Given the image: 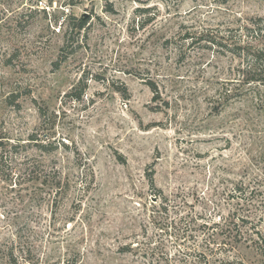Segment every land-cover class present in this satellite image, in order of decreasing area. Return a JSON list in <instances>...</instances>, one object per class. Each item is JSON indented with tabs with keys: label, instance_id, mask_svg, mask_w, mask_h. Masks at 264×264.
Wrapping results in <instances>:
<instances>
[{
	"label": "rangeland",
	"instance_id": "374dc122",
	"mask_svg": "<svg viewBox=\"0 0 264 264\" xmlns=\"http://www.w3.org/2000/svg\"><path fill=\"white\" fill-rule=\"evenodd\" d=\"M254 48L264 0H0V264H264Z\"/></svg>",
	"mask_w": 264,
	"mask_h": 264
},
{
	"label": "trees",
	"instance_id": "16d2710c",
	"mask_svg": "<svg viewBox=\"0 0 264 264\" xmlns=\"http://www.w3.org/2000/svg\"><path fill=\"white\" fill-rule=\"evenodd\" d=\"M79 26L78 28L83 26L82 21L78 22ZM248 46H246L247 48ZM254 51H252L251 54H249V60H247L246 63V69H244V72L249 73L251 76L250 80L251 82L255 83V84H260L263 85L264 84V51H258L256 50V48L253 49ZM260 63H262L263 69H261L260 67ZM40 115H42V112L39 111ZM42 149H46V146H40ZM50 147L52 148V144L50 145ZM50 151V150H48ZM2 164V161L0 162ZM152 182V181H151ZM238 197L240 199V202L246 204V205H253L252 203L253 200L251 199V195H252V191H249L247 194L246 192H242L239 188H238ZM250 196V197H249ZM256 250L259 252L260 256L264 259V243L263 246H258L256 248Z\"/></svg>",
	"mask_w": 264,
	"mask_h": 264
}]
</instances>
